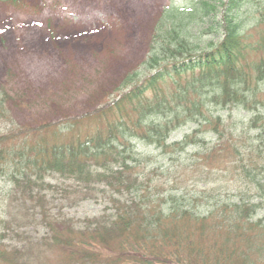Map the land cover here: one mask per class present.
Here are the masks:
<instances>
[{
  "label": "trees",
  "instance_id": "16d2710c",
  "mask_svg": "<svg viewBox=\"0 0 264 264\" xmlns=\"http://www.w3.org/2000/svg\"><path fill=\"white\" fill-rule=\"evenodd\" d=\"M205 5L170 6L140 67L80 117L21 123L0 87V264H264V6L245 21L242 4L231 0L215 40L194 30ZM229 106L238 109L232 121L220 112ZM244 110L254 111L239 117ZM191 123V133L171 140ZM204 132L217 143L179 163L181 170L232 152L255 198L196 210L164 188L179 182L177 171L150 168L139 150L143 144L172 158L206 144ZM158 171L170 179L155 181ZM53 176L74 184L60 186ZM98 191L111 211L83 220L63 213L54 198ZM38 226L40 235L30 230Z\"/></svg>",
  "mask_w": 264,
  "mask_h": 264
},
{
  "label": "rangeland",
  "instance_id": "374dc122",
  "mask_svg": "<svg viewBox=\"0 0 264 264\" xmlns=\"http://www.w3.org/2000/svg\"><path fill=\"white\" fill-rule=\"evenodd\" d=\"M230 1L19 0L15 5L0 2V87H6L11 95L13 116L21 123L37 125L92 112L126 74L140 67L154 28L170 6L208 3L209 12L197 18L194 30L202 33L204 39L218 40L222 35L218 22L229 13ZM236 1L242 4L245 21L253 17L250 9L264 6V0ZM254 110L241 111L239 117L249 116ZM237 111L235 106H229L220 112L232 121ZM194 128L192 123L180 127L171 140L183 139ZM200 135L207 145L197 142L183 152H174L172 158L154 147L139 144L142 154L150 158V168L174 169L179 182L166 183L170 174L162 171L153 179L166 183L167 193L200 211L204 209L200 205L205 203L255 198L257 194L247 186L232 152L219 162L215 159L205 164L200 160L181 170L185 165L179 163L196 157L200 150L218 141L208 132ZM51 180L60 186L74 184L60 176ZM4 189L5 183L0 180V194ZM54 198L63 213L79 220L111 211L109 197L102 191L84 197L70 194L65 201L56 192ZM259 216L264 218V207ZM30 230L37 235L44 232L42 226Z\"/></svg>",
  "mask_w": 264,
  "mask_h": 264
}]
</instances>
